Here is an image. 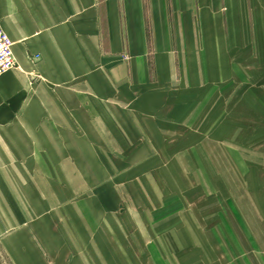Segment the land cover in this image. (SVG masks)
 <instances>
[{"label": "rangeland", "instance_id": "1", "mask_svg": "<svg viewBox=\"0 0 264 264\" xmlns=\"http://www.w3.org/2000/svg\"><path fill=\"white\" fill-rule=\"evenodd\" d=\"M146 12L153 95L119 105L105 94L91 142L63 160L73 172L61 169L56 205L29 206L22 225L1 222L0 264H20L10 250L22 232L23 264H264V225L212 142L235 130L224 145L244 170L240 132L264 87V0H156ZM160 54L171 61L155 63ZM191 87L204 99L181 125ZM40 168L36 183L50 181Z\"/></svg>", "mask_w": 264, "mask_h": 264}, {"label": "crops", "instance_id": "2", "mask_svg": "<svg viewBox=\"0 0 264 264\" xmlns=\"http://www.w3.org/2000/svg\"><path fill=\"white\" fill-rule=\"evenodd\" d=\"M155 1L0 0L1 26L13 42L16 60V67L0 77V208L5 210L0 225L31 221L29 206L38 214L45 206L56 205L61 169H71L63 160L71 158L70 150H76V144L91 142V111H101L108 91L115 92L119 105H129L133 92L153 95L155 82L149 71L152 45L144 14ZM170 57L160 54L153 59L155 63L162 58L170 62ZM188 90L195 96L180 101L181 125L204 99L199 87ZM252 94L256 108L247 107L254 123L241 129L239 154L257 162L244 159L243 171L234 162L225 146L232 144L233 129L212 142L230 172L245 184L254 212L264 225V87ZM133 109L141 119L156 117L150 111L143 113L140 106ZM44 165L51 180L37 184L42 181L40 167ZM19 238L10 254L23 264L19 252L31 247L27 232Z\"/></svg>", "mask_w": 264, "mask_h": 264}, {"label": "built area", "instance_id": "3", "mask_svg": "<svg viewBox=\"0 0 264 264\" xmlns=\"http://www.w3.org/2000/svg\"><path fill=\"white\" fill-rule=\"evenodd\" d=\"M13 42L3 31L0 20V76L16 67L13 54Z\"/></svg>", "mask_w": 264, "mask_h": 264}]
</instances>
